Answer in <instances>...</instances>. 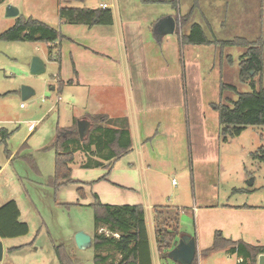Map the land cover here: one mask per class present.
I'll return each instance as SVG.
<instances>
[{
  "label": "rangeland",
  "instance_id": "rangeland-1",
  "mask_svg": "<svg viewBox=\"0 0 264 264\" xmlns=\"http://www.w3.org/2000/svg\"><path fill=\"white\" fill-rule=\"evenodd\" d=\"M90 1L82 0L80 5L90 7ZM194 1L117 2L123 14L128 12L130 17L137 16L147 23L165 15L185 14ZM6 2H17L18 16L44 21L56 27L63 37L60 40L61 61L58 47L50 51L44 42L0 39V201L6 198L18 200L29 225L26 235L3 239L1 262L61 264L55 253V247L61 245L69 264H95V249L92 246L79 249L74 235L78 231L94 232L91 205L97 196L94 186L100 179L92 175L100 170L81 168L77 163L80 152H76L70 182L63 185V189L48 182L55 174L53 144L57 129L77 122L78 116L84 112V89L74 90L64 85L62 91H58L50 87L59 80L60 66L63 77L73 73V58L69 51H77V42L82 41L79 32L85 26L59 22L58 0H5L0 4V34L16 19L4 15L5 6L11 4ZM76 3L78 1L71 5ZM196 4L198 8L192 21L203 27L211 43L183 45L179 32H174L164 35L166 40L152 41L146 49L151 66L159 67L162 62L178 82V89L173 87V82L169 84V95L174 96L168 99L167 109L154 112L156 117L164 116V121L156 124L154 133L143 140L148 143L152 154L148 157L147 189L158 190L166 203L174 206L185 204V190L189 193L188 198L194 196L199 204L251 203L264 206V125H248L238 136L222 141L215 109L220 101L227 103L229 99L237 98L234 90L222 89V83L234 85L239 92L264 88V63L262 72L254 74L250 71L252 84L250 81L241 82L238 63L245 49L221 44V41L235 36L252 41L259 37L264 39V0H198ZM110 9L116 11V7ZM144 32L150 39L155 37L153 27H144ZM81 50L79 54L84 55ZM35 56L43 59L45 64L44 72L36 75L30 73V62ZM79 68L84 71V62ZM22 86L31 87L34 94L23 99ZM70 89L75 91L74 99ZM29 124L31 128H28ZM71 127L76 128V125ZM136 149L138 146L134 154ZM13 150H22L18 155L28 159L15 157L12 163L7 162L8 151ZM102 198L104 202L113 203L109 197ZM189 211L183 207V212ZM216 211L210 214L213 221L219 218V210ZM188 213V227L193 230V220ZM261 213H253L254 217L240 214V220L242 230L251 234L246 236L264 245V212ZM198 222L200 226V218ZM247 222L250 227L246 230ZM209 242L204 241L203 248L209 246ZM13 247L18 248L13 250ZM225 253V249L202 255L200 251L194 264H236V255L226 258ZM162 264L178 263L167 260Z\"/></svg>",
  "mask_w": 264,
  "mask_h": 264
},
{
  "label": "crops",
  "instance_id": "crops-1",
  "mask_svg": "<svg viewBox=\"0 0 264 264\" xmlns=\"http://www.w3.org/2000/svg\"><path fill=\"white\" fill-rule=\"evenodd\" d=\"M75 1H78V3L73 7H84L80 5L82 0H74L69 5L72 6L71 4ZM117 1L118 0H92L89 2L90 7L87 6V8H98L101 4H106L109 8L116 7V11L112 10L113 22L111 25H84L85 27L79 32V34H82V41L77 42V51H69L73 58L71 60L73 73L68 77H63L61 73L62 67L60 66V74L57 77L59 80L56 85H51L50 89L54 90L57 88L58 91H62L64 85L70 86L74 90H77V88L80 90L84 89V112L80 117L78 116V120L85 119L91 124L90 116L96 114H103L108 118L127 117L132 143L131 149L123 156H120V158L112 160V165L109 168H90V170H100L92 175L100 179V182L94 186V190H96L97 194L94 199L102 204H110L111 202L107 203L102 201V197L106 196L113 201L110 205H141L144 209V220L151 251L152 264H162V262L164 263L171 259L168 257L161 258L158 252L154 230L153 208L154 206H165L168 205V203H166V200H164L162 194L158 192V190L149 191L147 189L146 176L149 170L148 157H152V154L149 153L148 143L143 142V140L148 139L149 135L154 133L155 128L153 127L156 124H160L164 121V116L156 117L154 112L167 109L168 99L174 96L169 95V84L173 82V87L175 88L176 86V89H178V82L176 77L173 78L169 74L168 66L164 65L162 62L159 67L155 68L154 66H151L150 58L146 54V49L149 48L152 41L156 40L157 42H161L162 40H166V38L161 36L157 30V24L162 18H158L155 22L149 20L145 23L142 21V18L139 19L137 16L136 18L130 17L128 12L123 14L122 10L118 7ZM158 1L161 2V0ZM164 1L169 2V0ZM195 1L198 3V0ZM195 1L192 5L193 15L198 8ZM6 3L18 5L17 2ZM91 4H93V6ZM175 7H177L176 9H179L177 4ZM190 8L191 7H189V9ZM189 9H187L185 14L188 13ZM185 14L178 13L176 17L172 16L176 20V29H178V32H180V27L182 25L180 19ZM142 17L144 16L142 15ZM164 17H166V15ZM59 22H63V20L59 18ZM46 24L51 26L48 23ZM144 27H147V29L153 27V34L155 37L152 39L146 37ZM54 28L57 29L56 27ZM62 37L63 35L60 34V37L52 43L53 46L55 45L54 48H59V61H61L60 54L62 53V50L60 40ZM67 38L73 40L72 37ZM45 44L48 46L47 43ZM81 49H83L84 55L79 54ZM83 62L84 71L79 68V64L83 65ZM74 90H71L73 92L71 93L72 99L75 97ZM172 91L175 92L174 90ZM170 104L172 106L175 105V103ZM73 124L77 126V122L74 121L66 127H60V129L66 130V134L76 133L78 135V133L74 131L76 128L71 127ZM143 126L144 128L142 129ZM31 127L32 125L29 124L28 128ZM57 131L56 136L58 135ZM136 146H138V149H136L134 154L133 152ZM20 152H16L15 150L8 151L6 161L12 163L15 157L27 160L28 158L18 155ZM79 154L81 161L83 159V154ZM80 161L77 162L78 165ZM1 170L2 166H0V174ZM50 180L48 181L49 184H51ZM171 183L174 184L173 182ZM63 185H61L59 189H63L65 187ZM94 194L95 193H93V197ZM188 196L189 193L186 190L183 191L185 204L177 206L170 204V206L177 207L180 210L179 231L181 235H188L195 240L196 255L191 264H194L198 252L201 251V255L202 253L209 254L205 253V249L212 244L216 232H220L224 238L231 241H242L254 246L261 245L258 242H253L246 236H250L251 234L242 230L243 223L240 220V214H251V217H254L253 213L259 211L262 213L264 212V206L251 203H224L220 205L199 204L200 202L198 200L196 201L194 196L190 199ZM10 200L16 201L20 210V220L27 223L28 221L25 220L22 214L18 200L14 198H6L5 200L0 201V206ZM183 207L189 208V213L183 212ZM216 209L219 210V218L216 221H213L210 214L217 212ZM187 213L192 217L193 230L188 227L187 219H189V217L186 215ZM199 218L200 226H198ZM249 227L250 223L247 222L245 225L246 230ZM102 231L105 232V234L108 233L106 229L100 228L98 230V232ZM95 233L96 228L94 225V232L89 234L92 238L90 247L92 246L93 249H95L93 246ZM114 236L118 237V234H114ZM0 239L3 241L5 238ZM204 241H210L209 246L206 248H203ZM220 249L226 250V258H230V255H236V264L243 261L244 256L241 253L235 250H230L227 247ZM102 251V254L108 253L107 249ZM115 257L118 259L119 255H116ZM0 264L10 263L0 262Z\"/></svg>",
  "mask_w": 264,
  "mask_h": 264
},
{
  "label": "trees",
  "instance_id": "trees-1",
  "mask_svg": "<svg viewBox=\"0 0 264 264\" xmlns=\"http://www.w3.org/2000/svg\"><path fill=\"white\" fill-rule=\"evenodd\" d=\"M4 1L0 0V4ZM72 1L74 0H59L58 16L64 23L86 26L112 24L113 14L109 7H73L69 5ZM192 18L191 6L188 13L180 19L181 43L194 45L211 43L203 27L193 22ZM175 32H178V29H175ZM59 37L60 34L54 27L37 19L21 16H17L14 24L0 34V39L7 41L47 43L50 51L54 47L52 43ZM221 44L245 49L239 56L238 63L241 82L251 83L253 75L250 71L254 74L262 72L264 39L259 37L252 41L235 36L221 41ZM221 88L234 90L237 94L235 100L229 99L227 103L220 101L215 106L222 141H229L238 136L248 125H264L263 87L239 92L234 85L222 83ZM90 120L92 127L84 140H80L76 133L66 134V130L58 128L54 144L55 174L50 181L55 188L70 182L71 164L76 152L83 154V159L79 163L81 168H109L112 160L120 158L131 149L126 117L108 118L103 114H96L90 116ZM91 206L96 228L93 238L96 250L95 264H152L144 209L141 205H110L96 200ZM179 211V208L170 205L153 208L156 245L161 258L168 257L169 251L182 236L179 231ZM100 228L106 229L108 233L105 234L104 230L98 232ZM28 231V224L20 220V210L16 201L10 200L0 206V238L24 236ZM114 234H118V237ZM226 247L244 256L243 261L238 264H256L258 255L264 253V245L254 246L242 241H231L224 238L220 232L215 233L212 244L205 252L210 253ZM106 249L108 253L102 254V250ZM55 253L61 264H69L61 245L55 247ZM116 255H119L118 259Z\"/></svg>",
  "mask_w": 264,
  "mask_h": 264
},
{
  "label": "water",
  "instance_id": "water-1",
  "mask_svg": "<svg viewBox=\"0 0 264 264\" xmlns=\"http://www.w3.org/2000/svg\"><path fill=\"white\" fill-rule=\"evenodd\" d=\"M4 15L6 17H17L19 10L15 5L7 4L4 9ZM176 29V20L172 16H166L162 18L157 24V30L161 36L172 34ZM45 64L44 61L38 57H33L30 62V73L40 74L44 72ZM21 94L23 99L28 98L34 94V90L29 86H22ZM91 124L85 119L77 120V126L74 131L78 133L80 140H84L87 136ZM91 236L84 231H78L74 235V242L79 249H85L91 245ZM196 255V244L194 238L188 235H182L177 244L169 251L168 258L174 262L180 264H191ZM3 258V244L0 239V262ZM257 264H264V253L259 254L257 258Z\"/></svg>",
  "mask_w": 264,
  "mask_h": 264
},
{
  "label": "built area",
  "instance_id": "built-area-1",
  "mask_svg": "<svg viewBox=\"0 0 264 264\" xmlns=\"http://www.w3.org/2000/svg\"><path fill=\"white\" fill-rule=\"evenodd\" d=\"M100 7L105 8V7H107V5H106V4H101ZM52 45H53V44H52ZM59 99H60V98L58 97V100H59ZM58 100H57V101H58ZM172 182L174 183V180H172Z\"/></svg>",
  "mask_w": 264,
  "mask_h": 264
}]
</instances>
